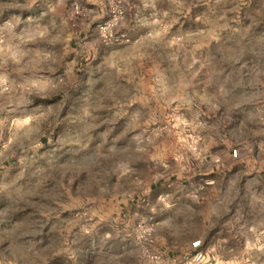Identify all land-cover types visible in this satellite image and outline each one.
Instances as JSON below:
<instances>
[{"label":"rangeland","instance_id":"rangeland-1","mask_svg":"<svg viewBox=\"0 0 264 264\" xmlns=\"http://www.w3.org/2000/svg\"><path fill=\"white\" fill-rule=\"evenodd\" d=\"M197 239L264 264V0H0V264Z\"/></svg>","mask_w":264,"mask_h":264},{"label":"built area","instance_id":"built-area-1","mask_svg":"<svg viewBox=\"0 0 264 264\" xmlns=\"http://www.w3.org/2000/svg\"><path fill=\"white\" fill-rule=\"evenodd\" d=\"M237 149L233 150V155L237 156ZM193 253L188 259L190 264H206L207 263V254L203 249V245L200 239L194 240L191 244Z\"/></svg>","mask_w":264,"mask_h":264},{"label":"crops","instance_id":"crops-1","mask_svg":"<svg viewBox=\"0 0 264 264\" xmlns=\"http://www.w3.org/2000/svg\"><path fill=\"white\" fill-rule=\"evenodd\" d=\"M183 253L184 254H186L185 256V262H184V264H190L189 262H188V259L190 258V256L192 255V253H193V249H192V246L190 245H188L186 248H185V250L183 251ZM163 255H164V257H165V259H166V262L168 263V264H173V262H174V257H175V254H174V252H172L170 249H167V250H165L164 252H163ZM208 257V256H207ZM206 264H211V263H209L208 262V259H207V263Z\"/></svg>","mask_w":264,"mask_h":264}]
</instances>
